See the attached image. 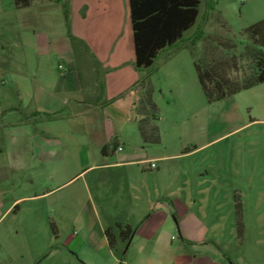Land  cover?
Instances as JSON below:
<instances>
[{"label":"crops","instance_id":"crops-1","mask_svg":"<svg viewBox=\"0 0 264 264\" xmlns=\"http://www.w3.org/2000/svg\"><path fill=\"white\" fill-rule=\"evenodd\" d=\"M43 2L54 6L52 0ZM55 5L68 11V27L63 14L67 42L57 51L68 66L66 73L60 74L55 84L47 81L46 87L32 86V79L19 75L13 87L17 100L27 97L34 112L46 109L55 115L62 106L69 108V113L54 116L58 126L37 134L40 142L35 145L38 156L61 168L57 175L68 171L70 157H74L80 167L75 177H87L85 188L89 190L90 184L95 190L94 201L79 202L81 213H88L90 220H72L80 237H70L65 246L75 251L88 246L99 258L113 257L116 249L110 248L106 230L119 225L133 230L127 241L114 235L115 248L127 246L124 256L133 249L123 264H264V239L251 244L243 241V203L236 185L223 184L218 176L205 178L211 167H205L206 174L197 169L190 176L166 164L191 157L205 145L182 153L164 151L160 126L156 143L148 129L146 139L143 137L138 123L145 116L139 112V102L143 82L153 88L152 68L135 66L128 0H60ZM5 20L0 12V23ZM23 23L26 20L21 19L20 25ZM186 43L180 46L186 48ZM170 51L162 63L165 79L176 77L172 73L177 68L187 72L190 68L174 63L179 51ZM191 73L189 70L188 82L194 85ZM1 85L0 115L17 110L9 105L13 100L4 98L3 80ZM168 92L174 93L170 88ZM154 94L155 90L152 98L159 106L161 97ZM159 94H164L162 89ZM50 176L54 178L53 173ZM176 234L178 240L173 242ZM223 238L227 241L218 251L215 247H220ZM187 246H196V250L191 254Z\"/></svg>","mask_w":264,"mask_h":264},{"label":"rangeland","instance_id":"rangeland-1","mask_svg":"<svg viewBox=\"0 0 264 264\" xmlns=\"http://www.w3.org/2000/svg\"><path fill=\"white\" fill-rule=\"evenodd\" d=\"M1 1L0 12L6 20L0 23V67L5 70L0 72V88L3 80L4 98L13 100L9 105L17 110L0 115V264H123L125 256L133 253L131 249L124 256L127 246L116 248L115 256L109 258H99L88 246L76 251L65 246L70 237L80 235L72 220H90L88 213H81L79 202L94 201L95 190L90 184L89 190L85 188L87 177H75L80 167L74 157H70L68 171L57 175L61 168L38 156L35 145L40 142L41 135L37 134L58 126L54 116L69 113V108L62 106L55 115L46 109L34 112L27 97L19 102L14 94L15 77L19 75L32 79V86L46 87L47 81L55 84L60 74L66 73L68 66L57 53L67 42L62 6L55 5L56 0H52L53 7L35 0L30 8L17 10L14 0ZM21 19L26 20L23 26ZM262 20L264 0H200L197 22L185 32L183 42L187 41L197 57L216 56L217 42L234 39L242 43V48L248 43L244 30ZM198 31L203 32L200 39L194 38ZM180 45L179 49L160 53L150 72L154 95L161 98L157 105L159 118L155 120L149 109V123L163 129L164 151L182 153L205 146L191 157L166 164H172L174 170H185L190 176L197 169H204L206 174L205 167H211L205 178L218 176L223 184L234 183L243 203V241L251 244L263 240L264 82L209 102L196 79L190 49ZM169 50L179 51L174 63L190 68L188 72L177 68L172 73L176 77L165 79L162 63L167 61L164 56ZM189 70L194 85L188 82ZM169 88L179 95L169 93ZM160 89L163 95L159 94ZM98 211L104 220L102 208ZM112 229L115 235L119 234L116 226ZM172 240H178L177 234ZM226 241L223 238L215 249L219 251ZM195 247L185 249L192 254Z\"/></svg>","mask_w":264,"mask_h":264},{"label":"trees","instance_id":"trees-1","mask_svg":"<svg viewBox=\"0 0 264 264\" xmlns=\"http://www.w3.org/2000/svg\"><path fill=\"white\" fill-rule=\"evenodd\" d=\"M32 2L33 0H14V6L16 9H24L30 7ZM56 2L59 3L60 0ZM128 4L135 66L140 70L152 68L160 52L184 43L185 32L196 24L199 17L200 0H128ZM63 9L68 27V11L64 6ZM243 34L248 43L242 48V43L223 38L216 43L218 55L211 53V57H197L194 50L186 45L193 55L197 80L209 102L225 99L264 82V20L249 26ZM202 35L203 32L198 31L194 38L200 39ZM152 96L153 88L150 83L143 82L139 112L145 117L139 121L138 126L144 138L145 131L150 130V137L156 143L158 128L149 123V109L153 110L155 120L159 118V110ZM236 209L240 218L239 203L236 204ZM116 228L122 241H127L133 233L129 227L117 225ZM112 231V228H107L106 235L110 248L115 250L116 238Z\"/></svg>","mask_w":264,"mask_h":264},{"label":"built area","instance_id":"built-area-1","mask_svg":"<svg viewBox=\"0 0 264 264\" xmlns=\"http://www.w3.org/2000/svg\"><path fill=\"white\" fill-rule=\"evenodd\" d=\"M60 68H61V66H60ZM151 167H152V168H154L155 166H154V165H152Z\"/></svg>","mask_w":264,"mask_h":264}]
</instances>
